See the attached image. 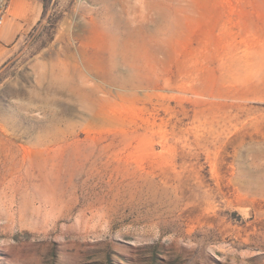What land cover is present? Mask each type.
<instances>
[{"label":"rangeland","instance_id":"1","mask_svg":"<svg viewBox=\"0 0 264 264\" xmlns=\"http://www.w3.org/2000/svg\"><path fill=\"white\" fill-rule=\"evenodd\" d=\"M8 1L0 264H264V0Z\"/></svg>","mask_w":264,"mask_h":264},{"label":"crops","instance_id":"2","mask_svg":"<svg viewBox=\"0 0 264 264\" xmlns=\"http://www.w3.org/2000/svg\"><path fill=\"white\" fill-rule=\"evenodd\" d=\"M21 1H18V3H16L14 5V13H18V16L21 15V7H19V4H20ZM36 4V3H35ZM36 8L34 9V11L30 14V18L35 20V21H39L41 19L40 17V12H39V8L34 5ZM16 21L18 22V18L14 17L11 15V8H10V4H9V11H8V14L4 20V23L3 25L1 26V31L0 32L2 35H1V38H3L4 40H6V43H10L12 42L17 33H19V29H17V23Z\"/></svg>","mask_w":264,"mask_h":264},{"label":"built area","instance_id":"3","mask_svg":"<svg viewBox=\"0 0 264 264\" xmlns=\"http://www.w3.org/2000/svg\"><path fill=\"white\" fill-rule=\"evenodd\" d=\"M9 10V1L0 0V27L3 25L4 20L8 14Z\"/></svg>","mask_w":264,"mask_h":264},{"label":"trees","instance_id":"4","mask_svg":"<svg viewBox=\"0 0 264 264\" xmlns=\"http://www.w3.org/2000/svg\"><path fill=\"white\" fill-rule=\"evenodd\" d=\"M39 26L41 25V19L38 21Z\"/></svg>","mask_w":264,"mask_h":264}]
</instances>
